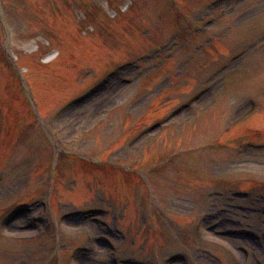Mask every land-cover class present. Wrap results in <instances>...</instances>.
Returning a JSON list of instances; mask_svg holds the SVG:
<instances>
[{
  "label": "rangeland",
  "instance_id": "374dc122",
  "mask_svg": "<svg viewBox=\"0 0 264 264\" xmlns=\"http://www.w3.org/2000/svg\"><path fill=\"white\" fill-rule=\"evenodd\" d=\"M0 264H264V0H0Z\"/></svg>",
  "mask_w": 264,
  "mask_h": 264
},
{
  "label": "trees",
  "instance_id": "16d2710c",
  "mask_svg": "<svg viewBox=\"0 0 264 264\" xmlns=\"http://www.w3.org/2000/svg\"><path fill=\"white\" fill-rule=\"evenodd\" d=\"M84 162H86L85 160H83Z\"/></svg>",
  "mask_w": 264,
  "mask_h": 264
}]
</instances>
